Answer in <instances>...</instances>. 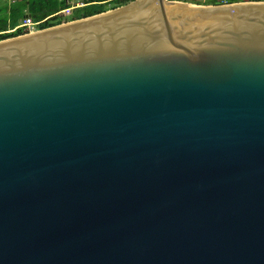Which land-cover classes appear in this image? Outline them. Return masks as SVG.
<instances>
[{
  "label": "water",
  "instance_id": "95a60500",
  "mask_svg": "<svg viewBox=\"0 0 264 264\" xmlns=\"http://www.w3.org/2000/svg\"><path fill=\"white\" fill-rule=\"evenodd\" d=\"M0 264H264V1L0 40Z\"/></svg>",
  "mask_w": 264,
  "mask_h": 264
},
{
  "label": "trees",
  "instance_id": "16d2710c",
  "mask_svg": "<svg viewBox=\"0 0 264 264\" xmlns=\"http://www.w3.org/2000/svg\"><path fill=\"white\" fill-rule=\"evenodd\" d=\"M85 4L76 6L72 0H0V40L25 34L22 27L8 31L19 25L22 20L39 22L44 29L65 21L75 20L124 5L132 0H82ZM198 4H220L239 1L264 0H179ZM70 8L67 12L63 11Z\"/></svg>",
  "mask_w": 264,
  "mask_h": 264
},
{
  "label": "built area",
  "instance_id": "2783aa9c",
  "mask_svg": "<svg viewBox=\"0 0 264 264\" xmlns=\"http://www.w3.org/2000/svg\"><path fill=\"white\" fill-rule=\"evenodd\" d=\"M72 2H75L76 3V6H80V5H84L85 4L82 0H72ZM223 3H226V2H223ZM69 9L70 8H66L63 11H66L67 12ZM38 23L39 22H32L30 19H24L15 28L10 29L8 31H13V30H15L18 27H22L24 29V32L25 33H27V32H33V31H36V30H39L40 29L38 27Z\"/></svg>",
  "mask_w": 264,
  "mask_h": 264
},
{
  "label": "rangeland",
  "instance_id": "374dc122",
  "mask_svg": "<svg viewBox=\"0 0 264 264\" xmlns=\"http://www.w3.org/2000/svg\"><path fill=\"white\" fill-rule=\"evenodd\" d=\"M66 22V21H65ZM27 33H29V32H27ZM26 34V33H25Z\"/></svg>",
  "mask_w": 264,
  "mask_h": 264
}]
</instances>
